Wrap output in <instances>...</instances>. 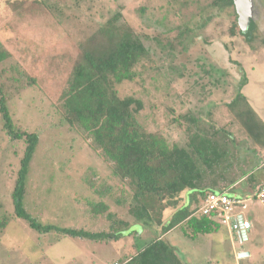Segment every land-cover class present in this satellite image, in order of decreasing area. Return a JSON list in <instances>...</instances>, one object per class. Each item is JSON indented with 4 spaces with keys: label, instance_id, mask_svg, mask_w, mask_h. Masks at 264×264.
I'll return each instance as SVG.
<instances>
[{
    "label": "rangeland",
    "instance_id": "374dc122",
    "mask_svg": "<svg viewBox=\"0 0 264 264\" xmlns=\"http://www.w3.org/2000/svg\"><path fill=\"white\" fill-rule=\"evenodd\" d=\"M251 1L249 41L231 34L236 7L214 6L215 0H0V50L10 55L0 64V98L16 127L40 139L27 179L29 213L43 224L109 231L107 214L94 218L87 212L88 203L103 201L116 220L132 227L119 240L92 242L39 234L15 219L12 193L26 143L6 135L0 114V221H7L0 226V264H116L134 245L143 246L159 234L135 222L128 213L131 189L112 175L113 165L83 131L61 120V99L80 43L122 10L155 65L148 63L135 82L117 86L119 95L144 102L139 122L147 132L184 145L188 124L180 127L175 119L192 111L208 122L206 114L212 111L217 127H223L232 119L225 104L244 82L242 94L264 122V0ZM91 179L112 186L111 195L97 196ZM244 206L240 212L252 224L247 240L223 225L197 243L175 232L165 239L185 264H264V206L256 198ZM172 213L165 212V221Z\"/></svg>",
    "mask_w": 264,
    "mask_h": 264
},
{
    "label": "trees",
    "instance_id": "16d2710c",
    "mask_svg": "<svg viewBox=\"0 0 264 264\" xmlns=\"http://www.w3.org/2000/svg\"><path fill=\"white\" fill-rule=\"evenodd\" d=\"M234 3L235 0H215L214 6L235 7ZM236 18L232 36L239 34L251 41L250 29L242 32ZM79 50L78 61L62 95L61 120L83 131L88 142L113 165L112 175L131 189L128 213L135 222L145 228H157L159 233L143 246L134 245L133 252L116 264H185L165 238L175 232L190 243H197L201 237L217 233L220 223L196 213L207 196L230 190V195L255 198V192L264 184V167H260L264 164V122L242 94L246 83L225 104L232 118L229 123L218 128L212 111L206 114L208 122L189 111L174 122L180 127L188 124L187 142L171 144L163 134L147 132L139 122L144 102L135 97L122 99L117 90V86L141 78L149 69L148 63L155 65L150 48L124 21L122 10L99 25L80 43ZM9 57L7 51L0 50V64ZM0 114L6 135L13 141L26 143L12 193L15 219L26 221L39 234L54 233L92 242L119 240L132 229L128 222L116 220L103 201L88 203L87 212L94 218L107 214L109 231L63 228L37 221L25 201L39 135L16 127L3 96ZM236 131L245 138L238 139ZM259 169L263 171L257 173ZM242 179L245 185L236 186ZM89 186L101 198L110 196L113 190L112 186H98L93 179ZM169 209L173 213L165 221V212ZM6 222L0 221V226L4 228Z\"/></svg>",
    "mask_w": 264,
    "mask_h": 264
},
{
    "label": "built area",
    "instance_id": "2783aa9c",
    "mask_svg": "<svg viewBox=\"0 0 264 264\" xmlns=\"http://www.w3.org/2000/svg\"><path fill=\"white\" fill-rule=\"evenodd\" d=\"M230 192L227 190L209 194L196 213L213 218L236 236L242 232H246L248 236L252 224L240 210L245 207L246 200L251 198L244 199L242 196L230 195ZM254 196L264 206V184L257 189Z\"/></svg>",
    "mask_w": 264,
    "mask_h": 264
},
{
    "label": "water",
    "instance_id": "95a60500",
    "mask_svg": "<svg viewBox=\"0 0 264 264\" xmlns=\"http://www.w3.org/2000/svg\"><path fill=\"white\" fill-rule=\"evenodd\" d=\"M236 12L238 14V24L242 32H246L250 26L253 16V3L251 0H235ZM241 240H247V233L242 232L237 235ZM246 255H241L245 257Z\"/></svg>",
    "mask_w": 264,
    "mask_h": 264
},
{
    "label": "crops",
    "instance_id": "0c3cea01",
    "mask_svg": "<svg viewBox=\"0 0 264 264\" xmlns=\"http://www.w3.org/2000/svg\"><path fill=\"white\" fill-rule=\"evenodd\" d=\"M260 167H262V166H260Z\"/></svg>",
    "mask_w": 264,
    "mask_h": 264
}]
</instances>
